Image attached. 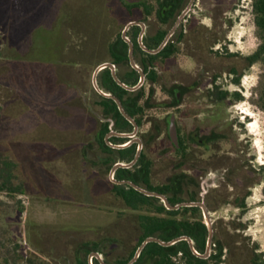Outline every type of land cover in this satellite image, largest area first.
<instances>
[{
  "label": "rangeland",
  "instance_id": "rangeland-1",
  "mask_svg": "<svg viewBox=\"0 0 264 264\" xmlns=\"http://www.w3.org/2000/svg\"><path fill=\"white\" fill-rule=\"evenodd\" d=\"M192 9L193 16L187 18L192 27L198 23L212 27V15L220 16L216 23L221 41L216 43V57L210 63L219 76L218 91H227L230 98L211 108L204 106L202 98L199 103L207 112L216 109L221 119L233 125L237 152L230 157L241 169L233 177L223 170H208L199 179L201 191L211 190L216 198L208 197V217L215 227L213 240L220 239L233 221L245 225L236 232L240 241L264 252V111L260 106L264 65L246 67L244 60L239 63L235 58L251 55L260 43L252 0H197ZM114 12L107 0H0V107L5 111L0 148L19 162L16 182L24 181L26 188L16 196L24 208L21 213L11 197L0 194V239H12L11 245L21 246L25 257L37 262L76 264L80 244L96 240L119 215L130 219L144 213L113 201L107 190L112 187L111 161L102 163L107 154L96 136L103 132L102 140L112 145L104 124L111 127L114 122L104 116L92 78L98 64L113 59L110 45L122 35L124 25ZM147 23H157L156 17L151 16ZM222 23L229 27L224 29ZM138 32L132 30L127 37L136 41ZM180 47L175 56L158 66L160 80L153 85L151 107L145 109L138 130V135H143L154 123L163 128L146 149L154 162V186L179 173L175 169L178 155L168 152L172 146L164 119L175 113L185 133L198 119L201 125L208 122L207 112L194 116L198 95L186 94L179 108L170 105L173 98L167 91L193 83L203 65L186 55L195 52L192 43ZM237 64L242 76L239 84H234L226 70ZM212 72L204 75L203 86ZM236 92L241 99L233 101ZM148 95L147 83L143 101ZM165 102L168 105H162ZM245 192V208H238L235 204ZM227 231L234 232L232 227ZM101 249L123 252L116 243Z\"/></svg>",
  "mask_w": 264,
  "mask_h": 264
},
{
  "label": "trees",
  "instance_id": "trees-1",
  "mask_svg": "<svg viewBox=\"0 0 264 264\" xmlns=\"http://www.w3.org/2000/svg\"><path fill=\"white\" fill-rule=\"evenodd\" d=\"M188 0H107V5L110 10L117 13L120 17L119 24L124 26L130 21H142L146 24L151 16L156 17V22L161 24L158 32L151 36L152 41L146 42V46L155 49L165 37L168 27L175 21L177 15L187 4ZM113 7V8H112ZM117 10H116V9ZM252 12L254 15V24L256 26L257 36L260 43L254 53L247 57L237 58V62L241 60L245 62L246 67H250L255 63L264 65V0H252ZM116 14V16H117ZM122 17V19H121ZM220 16L215 17L216 21ZM127 21V23H120ZM191 20H189V23ZM216 27H217V23ZM227 24V23H222ZM166 25V26H165ZM163 26V27H162ZM190 27V26H189ZM191 28V27H190ZM139 27L134 26L132 30H138ZM193 30V29H192ZM192 32V31H191ZM219 34L216 33V42L219 40ZM183 36L175 35L174 42H169L160 52L150 54L142 50L138 44H135L134 58L135 61L142 67L145 77V83L136 91H128L118 85L112 75L110 69L101 71L98 81L101 82V87L108 93L118 97L121 101L124 110L128 115L136 120L141 126V118L145 109L151 107V96L154 94L153 85L159 83L158 66L175 56L180 50L179 42ZM194 39V36L186 35V42ZM110 52L113 56L112 63L118 68H124V71H118V77L127 85L134 86L139 81V73L132 68L128 57V44L119 38V42L114 41L110 45ZM235 56V55H231ZM234 65L231 68L234 77L232 82L239 84L242 76V71L238 70V66ZM126 68V69H125ZM103 75V76H101ZM149 84L150 96L144 101L145 84ZM1 87V85H0ZM174 104L178 102L174 89H169ZM227 95V92H221V99ZM101 104L105 110L104 116L110 117L114 122V128L120 132H130L133 125L121 114L116 102L110 98L99 95ZM241 99L239 93L233 94V100ZM260 106L264 111V90L260 97ZM3 107H0V125L5 117ZM105 133L109 131V123H105ZM161 132L162 128L159 125H154L152 131ZM151 133V132H150ZM103 132H97V141L100 143L101 149L110 158L109 165L115 163L116 156L121 154L133 156L135 148L131 147L125 150H115L110 146H104L102 140ZM149 134V133H148ZM153 139V136L151 137ZM115 156V157H114ZM18 161L9 157L5 150L0 148V194L11 197V200L20 206L19 212H23L24 208L20 201L16 199L18 194L26 192L24 181L17 183L19 179ZM176 167L178 164L175 165ZM151 162L145 160V155L139 162L130 169H118L115 175L117 180H130L138 185H143L149 190L163 193L167 196L172 205L179 204L185 199L183 198V185H180L181 178L178 174L171 175L165 185L154 186L151 184ZM259 180V179H258ZM110 182V181H109ZM111 183V182H110ZM109 194L120 204L132 211H143V214L136 215L133 218L123 221H115L104 233L98 236L96 240L84 242L76 248V259L78 264H88V255L93 251L101 252V246L106 244H118L123 249L122 253L117 256L116 262L113 264H127L134 256L137 248L147 237H157L164 241H170L180 236H188L193 242L196 250L203 253L206 248L208 238L207 227L201 217L198 207H180L176 210H169L163 202L151 196H146L133 187L127 185H115L109 189ZM245 194L241 197V202L235 204L238 208H245ZM194 199V198H193ZM224 201V199L222 200ZM1 202V201H0ZM147 212V213H146ZM245 225H234L233 221L229 222V226L222 232L221 238H215L213 243L215 248L213 253L206 259L196 256L190 249L189 243L186 240L177 242L171 246H162L158 243L151 242L142 250L138 260L134 264H146L151 261L152 264H264V252H260L257 245L249 247L245 242L240 241L237 237L240 228ZM232 227L234 232L227 231V228ZM112 228H116V232H110ZM12 239H0V264H53L51 262H37L34 259L25 257L21 250V246L14 243ZM226 251V253H224ZM225 256V257H224ZM228 256V258H227ZM94 264H100L94 260Z\"/></svg>",
  "mask_w": 264,
  "mask_h": 264
},
{
  "label": "flooded vegetation",
  "instance_id": "flooded-vegetation-1",
  "mask_svg": "<svg viewBox=\"0 0 264 264\" xmlns=\"http://www.w3.org/2000/svg\"><path fill=\"white\" fill-rule=\"evenodd\" d=\"M190 1L191 0L187 1V4L180 11V13L177 15L175 21L173 22L172 25H170V27H169V25H167V26L165 25L166 27H168V31H167L165 37L170 32V30L173 28V26L176 23V20L178 19L180 14L189 5ZM196 1L197 0L194 1L190 11L184 17V19L179 23L178 27L173 32V34L169 38V40L166 43V45L169 42H171V41L174 42L173 37L177 34L179 36H183V38L179 42V46H182L183 49H184V47H186V44H187L186 35H188V36L193 35L194 36L193 40L189 38V42L192 43V45L194 46L193 50H195V52L193 54H191V53L187 54L186 53V55H188L189 57H191L193 59H196L198 61H203L202 62L203 65H202L201 69L199 70L198 79L195 80L193 83H191L189 85H181V86H178L177 88L176 87H172L174 89V92H175L176 96H177L178 102L176 104H174V101H173L170 105H171L172 108H179L180 106H182L183 101H184V97H185L186 94L193 93L194 95H198L199 97H198V102L195 105L196 106V112H194V114H195L194 116H195V118H199V116H201V114H206V112H207L202 107V104L199 103L200 98H202L203 100L206 101L204 103L205 104L204 106H208V107L211 108V107H217L218 104L223 103L227 98H230V97H229L228 93L222 99L219 97L221 95V92H227V91H222V90L218 91V89H221V88L218 87V82L216 80L217 78H219V76H217L216 71L213 68V65L210 63L212 58L215 59V57H216V51H213L214 48H215L216 43H219L221 41V37H220V38H218L219 40H217L218 42H216V33H218V31H217V27H216V24H215L216 23L215 16L212 15L213 16L212 19H214V23H213L212 27H205V26L200 25L199 23L192 27V24L184 23V22H189V19H187V18H190L191 16H193V14H194L193 12L194 11H193L192 8H193V6L196 5ZM130 22H132V21H130ZM137 22H142V21H137ZM128 24L129 23H127L124 26V29H125V27ZM144 25H145V29H144L143 34H142V31H143L142 27H141V25H138V24L132 25L128 29V31L126 32V36H127V34H129V32L132 31V27H134V26L139 27V29H138L139 32L137 34L138 36H137V40L136 41L135 40H131V39H129L127 37L133 43L134 51H135V48H136L135 44H138V46L142 50H144L141 47L140 43H139V38H140L141 34H142V42L146 46V42L150 43L152 41L151 36H154L158 32L160 27H161V24L158 21H157V23H150L149 25L144 23ZM222 26L224 27V29L229 27L227 24H223ZM124 29H123V31H124ZM165 37L163 38V40L165 39ZM122 39H123V37H122ZM163 40L161 41V43L163 42ZM159 45H158V47H159ZM145 52H147V51H145ZM133 56H134V52H133ZM128 57H129V45H128ZM112 60L111 61H107V62L112 63ZM103 63H105V62H103ZM100 64H102V63H100ZM100 64H98V65H100ZM112 64L116 67V72H117V75H118V71H119L118 66H116L114 63H112ZM107 69H109V68H107ZM231 69L232 68H230V69H228L226 71L230 74V76L234 77V74H232ZM101 71L99 72V74L101 73ZM210 71L211 72L213 71L212 72V76L209 77L210 81H209V83L207 85L203 86V80H204L203 78L205 77L204 75L205 74H210L209 73ZM99 74L97 76V79L99 77ZM145 77H146V75H145ZM139 79H140V77H139ZM144 83H145V80H144ZM97 84H98L99 88L102 89V87L100 85L101 82L97 81ZM139 89H137V90H139ZM95 90H96V88H95ZM96 92H97V94L101 95L97 90H96ZM167 92H168L169 95H171L169 90ZM149 96H150V87H149V95L147 97H149ZM152 97H153V95L151 96V98ZM231 99H233V96L231 97ZM172 100H174V99H172ZM163 104L164 105H168V103H166V102L162 103V105ZM207 114H208V119H207L208 122H207V124L201 125L199 123L200 120L198 119V123L194 126V128L192 130L188 131L187 133H185L183 130H181V128H180V126L178 124V121H177V116H176L175 113H170L166 117V119H164V122L167 125L166 135H167L168 139L170 140L171 146H172L171 149L168 150V152L172 151V152H175L178 155V160H177V163H176V164H178V166L177 167L175 166V169L179 170L178 171L179 173H176V174H178L180 176V178H181L180 185H183V192H184V194H186V196L183 195V198L185 199V201H183V202H202V203H204V205L207 208V211L209 212L210 209H211V206H210V201H209L208 197L211 196V190H205L203 188V190L201 191L200 185H203V184L199 181V179H202V176L205 175L208 170L209 171H211V170H215V171L223 170L224 172H228L225 175L233 177L241 169H240L239 165H237V162L232 160L231 157H230L231 155H233L234 153L237 152V148L234 147L235 140H237V139H236V134L232 130L233 125L232 124L228 125V123H227V121L225 119H221L220 116L218 115L219 113L217 112L216 109H210L209 112H207ZM170 116L174 117V122H175V125H176V132H177V143H174V141L172 140L171 134L169 132V118H170ZM155 124L159 125L162 128V126L160 124L154 123V124L151 125V128H150V130L147 133H145L143 135L142 134L138 135V132H137V134L135 136H133V137L118 136L115 133L129 134V133L133 132L134 127L132 128V130L130 132L117 131V130H115V128L113 126L114 124L111 127H109V131L106 133V136L109 135V141L111 142L112 145L108 144V140H103L104 146L108 145L112 149H115V150H125V149L131 148V147L135 148V152H134V155L132 157L129 156V155H126V152L124 153V155H121V154L117 155L116 159H115V163L110 167V171H111L112 167L115 164H117V163L127 164V163L132 162L135 159V157H136V155L138 153V150L140 148V153H139V156H138L136 162L131 167H128V168L121 167V168H123V169L132 168L134 165H136L139 162V160L142 158V155L144 154L145 155V160L151 162V177H150L151 178V184L155 185L152 182V180L154 178V172H153L154 162H153L152 158L148 154H146V149L151 146V143H153L154 141L157 140V137H159L161 135L162 131H163V128H162L161 132H159V133H156L155 130L153 132L152 128H153V126ZM152 136H153V139H151ZM136 139H139L140 143ZM118 146H121V147H118ZM241 152H243V150ZM99 158L101 159V157H99ZM101 160H102V163H105L107 161H110V158L108 157V155L107 156H102ZM121 168H118V169H121ZM117 170L114 173V177L116 175ZM187 172H191V173L189 174ZM114 179L116 181H130V180H127V179H125V180H117L116 178H114ZM167 180H166V182H167ZM110 182L109 183L111 185H113V184H115V185H127V184H123V183L122 184L116 183V182L112 181V179L110 180ZM166 182L161 183L160 185H165ZM136 185H138V184H136ZM143 185H138V186H140L141 188L147 189ZM210 185H216V184L211 183ZM227 185H230V183H227ZM245 185H247L246 186L247 189H250V185H251L250 183L246 182ZM127 186H129V185H127ZM191 186L193 187V189L188 192L189 187H191ZM147 190H149V189H147ZM161 194H163V193H161ZM235 194L236 195L238 194L237 190L235 191ZM245 194H247L246 197H245V199H246L248 197V192H245L244 195ZM244 195H242V197ZM156 198H158V197H156ZM211 198L216 200V198L213 197V196H211ZM158 199H160V198H158ZM114 200L117 203H119V204L121 202V201H117L116 199H113V201ZM183 202H181V203H183ZM183 207H198L200 209L201 217H202V219H203V221H204V223L206 225L203 209L200 206H183ZM125 219H129V218L122 217L121 215H119V217L115 221H117V220L118 221H123ZM212 226H213V230L215 231L214 224H212ZM116 231H117L116 228H112L110 230V232H113V233H115ZM213 237H214V235H213ZM211 244H213L214 248H215V244L213 243V240H212ZM206 249H207V242H206V248H205L203 253L206 252ZM94 253H98L100 256H102L103 261L105 263H107V264L115 263L117 256L120 255V252L117 251V250H115L112 253H107L106 249L101 250V252L93 251V252H91L88 255V264H89L90 256L92 254H94ZM212 253H213V249H212V251H210V254H212ZM204 259H206V258H204ZM94 260H96V261H98L100 263L98 258L95 255H92L93 264H94ZM75 263L78 264L77 259L75 260ZM149 263L152 264L151 261H148L146 264H149Z\"/></svg>",
  "mask_w": 264,
  "mask_h": 264
},
{
  "label": "water",
  "instance_id": "water-1",
  "mask_svg": "<svg viewBox=\"0 0 264 264\" xmlns=\"http://www.w3.org/2000/svg\"><path fill=\"white\" fill-rule=\"evenodd\" d=\"M195 0H191L189 5L186 7V9L180 14V16L178 17V19L176 20V23L174 24L173 28L170 30V32L167 34V36L165 37V39L163 40V42L159 45V47L155 48V49H151V48H148L146 47L143 42H142V34L144 32V29H145V25L143 22H137V21H132V22H129V24L125 27L123 33H122V37L123 39L128 43L129 45V61H130V64L132 66V68H134L136 71H138L139 75H140V79H139V82L134 85V86H130V85H127L126 83H124L117 75V72H116V67L110 63V62H105V63H102L100 65H98L94 72H93V84H94V87L96 88V90L104 97L106 98H110L112 100H114L119 108V111L121 112V114L130 122L132 123L133 127H134V130L132 133H129V134H120V133H115L116 135L118 136H123V137H133L137 134L138 132V129H139V126L137 124V122L130 116L126 113V111L124 110L123 108V105L121 103V101L118 99V97H116L115 95L111 94V93H108V92H105L104 90L100 89L98 84H97V76L99 74V72L105 68H109L111 70V74H112V77L114 79V81L120 85L121 87H123L124 89L128 90V91H135L137 89H139L143 83H144V80H145V73L143 71V69L135 62V59H134V56H133V52H134V45L133 43L127 38L126 36V32L128 31V29L132 26V25H141L142 27V34L140 35V38H139V43L141 45V47L147 51L148 53H151V54H156L158 53L159 51H161L164 46L166 45V43L168 42L169 38L171 37V35L173 34V32L176 30V28L178 27L179 23L184 19V17L188 14V12L190 11L191 7H192V4L194 3ZM169 132L171 134V137H172V140L174 141V143H177V132H176V125H175V122H174V117L173 116H170L169 118ZM139 143H140V140L139 139H136ZM118 147H121V146H118ZM139 153H140V148L138 150V153L135 157V159L130 162V163H127V164H124V163H117L115 164L112 169H111V179L112 181L116 182V183H120V184H127L133 188H135L136 190H138L139 192L143 193L144 195H147V196H152V197H158L161 199V201L163 202V204L165 205V207L169 210H176V209H179L180 207H183V206H200L202 209H203V213H204V217H205V221H206V226H207V229H208V238H207V249H206V252L205 253H200L196 250L195 246H194V242L193 240L188 237V236H180V237H177V238H174L170 241H164V240H161L157 237H147L141 244L140 246L137 248L136 252H135V255L134 257L127 263V264H134L137 259L139 258L142 250L146 247V245L148 243H151V242H155V243H158L162 246H171V245H174L176 244L177 242L179 241H182V240H186L188 243H189V246H190V249L192 250V252L200 257V258H207L209 255H210V246H211V243H212V240H213V235H214V230H213V226H212V223H211V220L209 219L208 217V211H207V208L206 206L204 205V203L202 202H183V203H180V204H177V205H172L168 198L159 193V192H156V191H151V190H147V189H144V188H141L140 186L136 185L135 183L131 182V181H116L114 178H113V175L115 173V171L118 169V168H121V167H125V168H128V167H131L137 160L138 156H139ZM92 255H95L98 260L100 261L101 264H107L103 261L102 259V256H100L98 253H94ZM92 255L90 256L89 258V264H93L92 262ZM151 264V263H149Z\"/></svg>",
  "mask_w": 264,
  "mask_h": 264
}]
</instances>
